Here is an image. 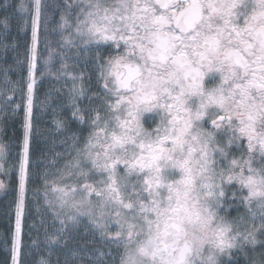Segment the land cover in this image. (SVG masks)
Segmentation results:
<instances>
[{"label": "snow or ice", "instance_id": "snow-or-ice-1", "mask_svg": "<svg viewBox=\"0 0 264 264\" xmlns=\"http://www.w3.org/2000/svg\"><path fill=\"white\" fill-rule=\"evenodd\" d=\"M3 7L5 41L9 9L28 13L31 32L20 102L4 100L25 111L22 155L5 171L11 264H32L33 249L36 264H68L59 252L84 217L114 246L111 264H264V0H63L58 47L91 54L92 68L55 90L68 101L54 120L70 147L59 168L62 154L33 162L29 148L53 5Z\"/></svg>", "mask_w": 264, "mask_h": 264}, {"label": "trees", "instance_id": "trees-1", "mask_svg": "<svg viewBox=\"0 0 264 264\" xmlns=\"http://www.w3.org/2000/svg\"><path fill=\"white\" fill-rule=\"evenodd\" d=\"M25 4H28L29 0H23ZM21 0H0V20L4 19L5 8L3 5H19ZM46 4L53 5L54 14L52 16V21L48 29V35L45 37L42 34V41L47 40L49 46L45 47V44L42 42L39 45V60H42V55L47 49H51L50 53L55 56H68L70 57V69L71 71H81V67L84 65L86 71H89V65L91 63V54L89 53H80L75 48H64L61 49L58 47V44L61 42L60 38V29L56 26V21L60 18V11H58L59 6L63 3V0H45ZM50 8L46 9V12ZM13 10H8V15L11 16L9 32L10 35L5 41L2 36H0V86L5 88V91H8V94H0V130L5 134H10V139L18 137L17 141L21 140V131L17 130L23 121V110L21 108L16 109L15 103L20 102L21 93L20 91L13 92L14 88L19 87L22 82L27 77L28 72V56H29V45L31 42V32H30V20L29 15L26 11L19 8L15 9V14L13 15ZM28 22V23H26ZM52 29H56V32L53 33ZM3 32V25L0 24V33ZM67 35V33H64ZM7 43L8 47L5 48L4 44ZM61 53H63L61 55ZM87 61V63H86ZM40 68V62L38 63ZM5 70H7V80L5 78ZM40 90L38 89V93ZM5 96H14L15 103H10L5 105L4 100ZM46 94H36V105H43L42 102L45 101ZM62 96V94H61ZM53 98V100H52ZM61 103L62 99L60 96H57L56 93L53 94V97L48 99L46 109L50 108L51 102ZM15 109V110H14ZM41 129L45 127L40 126ZM47 130V128H46ZM35 216V214L33 215ZM51 223V221H49ZM42 233V232H41ZM40 233V240L42 237ZM37 233L33 232V236H36ZM76 235L78 236L77 241H70L67 248L60 250L59 255L60 259L63 262L65 259L68 261V264H93L89 259V252L91 246V237L90 232L87 230V222L85 217L81 219V224L78 226ZM5 238L0 239V264H5L7 260L8 264H11L10 260V243L5 244ZM33 252V251H32ZM76 256V257H75ZM34 258L40 259V255L35 253ZM55 259V257H53Z\"/></svg>", "mask_w": 264, "mask_h": 264}, {"label": "flooded vegetation", "instance_id": "flooded-vegetation-1", "mask_svg": "<svg viewBox=\"0 0 264 264\" xmlns=\"http://www.w3.org/2000/svg\"><path fill=\"white\" fill-rule=\"evenodd\" d=\"M47 19L49 15L54 14V9L50 8L47 12ZM49 50L44 52L42 55V60L40 61V68L38 67V71L36 73L37 84L35 86V94H50L53 97V94L56 93L55 90L61 88L62 85L65 84V81L69 78L58 70H61V65L66 64L67 67H70V57L68 56H53L50 55ZM51 56V58H49ZM47 61L48 64H45ZM59 62H62L61 64ZM92 65H89V71L91 72ZM81 70H85L84 65L81 67ZM42 71L44 72L43 76H41ZM68 71V70H67ZM71 71V70H70ZM74 74L79 73L80 71H71ZM51 73V74H49ZM59 77V78H58ZM27 77L24 80H27ZM19 87L23 86V82L18 85ZM38 89L40 92L38 93ZM65 88L63 91H66ZM5 93L8 94V91H5V88L0 86V94ZM63 95V93H61ZM9 95V94H8ZM53 100V98H52ZM51 100V102H52ZM64 105V106H61ZM68 101L62 100L61 103L52 102L50 104V108L46 109L44 105V113L40 111L37 112L38 106L35 105L32 116V124H33V132L35 133L30 139V154L31 159L35 162L37 159L41 157V153L52 157L54 154H62V159L56 165L57 168L62 167L63 163L70 159L68 152L70 151V147L64 144L65 136L58 135L55 131L54 120L62 118L66 112H68ZM23 110V121L17 130L21 131V140L17 141L18 137L14 139H10V134H5L0 130V146H3L4 153L3 158L0 159V164L4 165L3 169H0V181H3L5 184V188L0 189V239L9 236V228L14 226V211H15V192H14V181L10 179L9 175H5V171L9 173L12 172V165L18 164L19 158L22 155V146H23V136H24V120H25V111ZM70 115V113H68ZM43 125L44 129H41L40 126ZM74 129L76 126H73ZM147 127V125H145ZM155 127V125H153ZM47 128V130H46ZM51 171L55 172V168L51 169ZM55 179V177H52ZM33 187V185H30ZM40 204L43 205V200L41 199ZM29 210L31 216L36 214V204L29 201ZM244 209L241 208V212ZM231 216H236L235 210H230ZM87 222V230L90 232V237L92 239L89 259L93 264H111L113 257L116 255L114 246L110 245L107 242L106 238H102L99 230L94 229V226L90 224L88 219L85 217ZM32 222L31 218L28 221ZM50 223V222H49ZM94 233V234H93ZM95 247V249H94ZM99 250V251H98ZM250 257H253L256 261L260 259V249L257 248L255 253H249ZM239 264H248V261L244 256L239 257Z\"/></svg>", "mask_w": 264, "mask_h": 264}, {"label": "rangeland", "instance_id": "rangeland-1", "mask_svg": "<svg viewBox=\"0 0 264 264\" xmlns=\"http://www.w3.org/2000/svg\"><path fill=\"white\" fill-rule=\"evenodd\" d=\"M52 16L53 15H49V17H48V20L50 21V23L48 24V29H49V27H50V24H51V21H52ZM49 33V32H48ZM50 55H52V53H50V51L48 52ZM60 64L62 63V62H59ZM48 64V63H47ZM46 64H44V66H45ZM70 67H67L66 69H62L61 68V70H58L60 73H62L63 75H65L64 73L65 72H67V73H71V74H74L73 72H71L70 70ZM68 70V71H67ZM42 73L44 74V72L42 71ZM65 76H67V75H65ZM68 77V76H67ZM69 78V77H68ZM60 89V88H59ZM38 106V111L37 112H41V113H44L45 111H46V109L44 110V107L40 104V105H37ZM0 110H1V108H0ZM27 230V229H26ZM41 235H42V237H43V233H41ZM44 239V238H43ZM26 243H30V241H27L26 240ZM94 249H95V247H94ZM33 251V252H32ZM99 251V250H98ZM35 253H37L34 249L33 250H30V252H29V255L27 256V260L28 261H30V262H32V264H36V262L39 260L38 258H34L33 256H35ZM37 254H39V253H37ZM40 255V254H39ZM76 257V256H75Z\"/></svg>", "mask_w": 264, "mask_h": 264}]
</instances>
